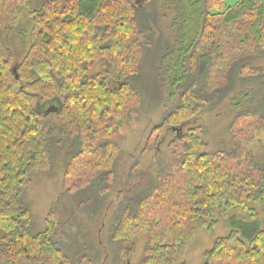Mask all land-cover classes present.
<instances>
[{
  "label": "trees",
  "instance_id": "obj_1",
  "mask_svg": "<svg viewBox=\"0 0 264 264\" xmlns=\"http://www.w3.org/2000/svg\"><path fill=\"white\" fill-rule=\"evenodd\" d=\"M31 1L25 57L14 68L0 51L2 258L10 264H99L100 250L68 235L53 209L34 233L24 191L34 173L50 170L54 152L65 151V189L84 196L79 210L99 215L114 191L116 141L139 111L158 106L162 91L174 95L176 88V106L153 130L155 141L164 126L172 132L171 158L115 210L111 264H129L132 244L142 236L148 244L138 264H176L198 232L212 236L215 215L229 219L232 230L213 240L202 264H264V229L248 236L247 222L229 216L252 213V204L264 214V156L208 153L200 127L184 130L225 95L247 97L248 86H255L250 90L258 102L236 113L229 130L246 142L264 131V67L253 64L264 57V0L234 6L228 0H0V30L15 26L21 6ZM157 16H171L172 34L158 50ZM145 59L148 73L141 69ZM107 64L117 74L114 88L107 84ZM96 65L100 71L93 73ZM49 103L59 110L45 116L38 107Z\"/></svg>",
  "mask_w": 264,
  "mask_h": 264
},
{
  "label": "rangeland",
  "instance_id": "obj_2",
  "mask_svg": "<svg viewBox=\"0 0 264 264\" xmlns=\"http://www.w3.org/2000/svg\"><path fill=\"white\" fill-rule=\"evenodd\" d=\"M239 0H228V6H234ZM35 1L30 6H21L18 21L8 32L0 30V51L5 59H9L15 68L25 57L30 45V31L32 30L31 10L35 9ZM171 16H157V21L152 24L155 34L154 42L157 50L172 41L168 19ZM145 59L142 63V72L148 73L152 66ZM254 66L264 67V57L255 61ZM108 71V86L114 88L118 85L117 74L112 66H106ZM100 66L93 68V73H98ZM248 86L247 97L230 93L218 101L212 109H204L185 127H200L202 140L206 147L205 152H233L239 159L251 156L261 159L264 156V131L257 133L252 141H242L234 137L229 130V125L235 114L255 105L259 97L252 94L255 86ZM176 89V88H175ZM170 94L163 90L162 102L152 108L139 111L136 118L130 123L127 132L116 141L119 149V158L116 167L114 191L106 198V204L99 215L90 216L87 210H79V202L83 199L80 194L70 195L64 187L63 179L66 163V152H54L51 168L48 171L34 173L31 184L23 194V200L30 208L33 232L44 229V219L53 209L59 221L65 225L64 230L68 235L81 237L83 244L100 250L102 256L99 264H111V253L108 248L109 229L113 215L121 201L132 197L142 191L155 175L157 168L171 158L172 148L169 143L173 139L172 132L166 126L158 133V140L154 128L159 126L167 113L176 106L179 93L176 90ZM171 91V90H170ZM168 95H167V93ZM41 114H44L45 105L39 104ZM50 126L57 127V120L50 117ZM253 212L244 215L231 213L236 220L247 222L248 236L256 230L264 229V214L258 204L250 205ZM215 227L212 236L205 230L198 232L195 237L182 248L176 259V264H202L203 254L213 247V240L226 236L232 226L229 219H220L215 215ZM246 241L245 235L239 233ZM169 241V240H168ZM148 244L147 237H139L131 247L129 264H138L144 256ZM0 264H10L0 254Z\"/></svg>",
  "mask_w": 264,
  "mask_h": 264
},
{
  "label": "water",
  "instance_id": "obj_3",
  "mask_svg": "<svg viewBox=\"0 0 264 264\" xmlns=\"http://www.w3.org/2000/svg\"><path fill=\"white\" fill-rule=\"evenodd\" d=\"M59 110V107L55 104L49 103L47 106H45L44 115L47 116L49 114H55Z\"/></svg>",
  "mask_w": 264,
  "mask_h": 264
}]
</instances>
